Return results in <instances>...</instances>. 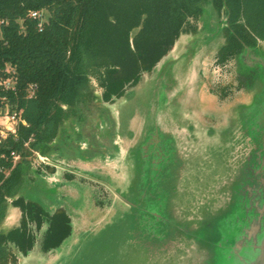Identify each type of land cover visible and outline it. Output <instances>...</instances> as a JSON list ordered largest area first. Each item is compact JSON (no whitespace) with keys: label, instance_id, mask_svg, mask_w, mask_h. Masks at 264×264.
<instances>
[{"label":"trees","instance_id":"trees-1","mask_svg":"<svg viewBox=\"0 0 264 264\" xmlns=\"http://www.w3.org/2000/svg\"><path fill=\"white\" fill-rule=\"evenodd\" d=\"M207 4L226 18L219 61L255 50L264 41V0H0V76L16 79L15 88L0 86V103L11 112L22 110L27 122L0 142V220L8 198L22 211L20 226L0 232V264H16L10 244L22 254L33 249L29 223L38 227L48 221L44 252L72 233L65 209L50 213L17 195L32 152L49 153L72 107L94 99L92 78L102 89L101 99L114 102L152 72L183 33L196 32L195 21ZM44 9L48 15L41 28L30 12ZM8 66L13 73L6 71ZM248 78L251 84L253 78ZM237 79L242 87L245 81ZM13 151L19 156L16 162Z\"/></svg>","mask_w":264,"mask_h":264},{"label":"water","instance_id":"water-1","mask_svg":"<svg viewBox=\"0 0 264 264\" xmlns=\"http://www.w3.org/2000/svg\"><path fill=\"white\" fill-rule=\"evenodd\" d=\"M247 50L243 53L245 54ZM176 65L171 67L173 71L178 70V64ZM260 69L261 72L258 78L256 77V82L248 87L254 89L251 96L236 102L229 107V111L227 110L224 116L220 115V118L216 114H210V121L209 119L204 120L203 117H196L199 123L192 122V116L185 115L182 110L177 114L170 112L171 100L183 90L187 78L183 77L178 81L175 79V83L172 84L170 81L176 75L172 71L168 72V75L173 77L170 81L166 78L168 75H164V79L161 78V80L166 85L168 97L161 114L165 120V128L169 130L170 135L152 131L148 144L146 143L143 147L140 144V153L137 156L134 152L139 148L138 143L143 138L146 127L142 134H138L135 138L129 134L134 142L128 150L125 149L124 144H118L117 141L116 144L114 143L113 151L116 155L111 156V153H106V156L114 159L110 162L109 168H112L115 173L109 174L103 171L101 175H110L109 181H112L116 187L114 190L111 189L107 200L103 199L104 206L97 208L95 213L97 216L96 218L94 216L93 222L85 220V215L82 214L77 224L68 211L73 225L72 233L68 238L73 235V240L67 244L64 253L58 251L57 248L63 245L68 238L57 248L45 253L48 257L44 259L50 260L43 261V263L121 264L123 261L121 256L123 253L126 254L125 249L130 246L139 252L147 253L145 264H170L171 262L173 264H264V187H259L257 191L253 190L256 188V182L254 183L256 178L264 182V150L262 148L264 66ZM254 96L257 99L251 103ZM106 119L110 122L112 117L108 116ZM213 119L219 124L213 122ZM109 136L104 139L110 140L112 145V139L115 141L116 136ZM194 154H199L209 166L211 165V173L215 172L213 176L217 178L219 188H222V194L217 196L216 206L208 204L204 206L205 208L200 207L201 212L196 219H199L205 226L182 222L177 215L178 212L168 210L172 205V196L169 192L167 176L174 174L181 177L184 168L190 164V159L194 157ZM145 171L150 178L148 176L147 179ZM90 180L103 186L105 179L90 178ZM252 191L255 197L248 201L245 196ZM28 199L36 201L32 198ZM122 200L131 210L129 212V217L132 219L129 227L131 229L130 239L124 241L122 245L116 241L109 243L110 239L101 242L100 236L105 228L104 224L112 214L117 212L116 206L120 205ZM233 202L237 208L226 218L228 230L224 229V232L219 234L218 226H214L212 222V214L217 216L223 213V209ZM251 203H255L258 210L259 215L255 219L248 218L247 208ZM196 208L199 210L198 207ZM204 211L211 216L207 222L204 219ZM83 212L85 210L81 213ZM189 217L192 219V215ZM162 223H168L172 233L167 232L163 243L160 242V247L156 248L154 238L158 237ZM202 228L207 230V236L204 239L197 233V230ZM212 232H214V240L208 237V234ZM115 244L117 245L114 246ZM124 244L126 246H123ZM111 245H113L112 248ZM218 250H220V256L216 252ZM32 253L33 251L21 256L18 264L22 263L24 258L31 259ZM158 257H160L159 262L155 263Z\"/></svg>","mask_w":264,"mask_h":264},{"label":"rangeland","instance_id":"rangeland-1","mask_svg":"<svg viewBox=\"0 0 264 264\" xmlns=\"http://www.w3.org/2000/svg\"><path fill=\"white\" fill-rule=\"evenodd\" d=\"M43 11L47 16L48 11L45 9ZM225 23V16L219 17L213 7L207 4L202 16L195 21L196 32L183 33L171 50L159 61L155 69L150 73H144L141 82L129 88L126 94L122 98L116 99L114 103L102 101V89L98 86L96 79L92 78L90 88L91 95H95L94 99L88 102H80L72 107L69 117L62 124L58 135L51 143L49 156L55 164V172H50L42 164L40 157H43L44 154L39 152L37 154V151L32 152L29 174L19 188L17 195L32 198L47 208L51 207V209H56L62 204L66 206V202H69L72 205L70 208L73 212H70L67 208L75 223L78 224L79 217L83 216L82 214L85 215V220L93 222L97 214L86 212V210L99 209L100 206H104L105 201L98 203L96 201L100 198L107 200L111 189L114 190V187H116L112 181H109L110 175H101L104 172L115 173L112 168H109L110 162H113L114 159L106 156V153H111V156L116 155L113 151L114 143L116 144L117 141L118 144H124L125 149L128 150V147L134 142L129 134H132L135 138L138 134H142L144 127H146L143 138L139 140V148L134 152L137 156L140 153V144L142 147L146 143L148 144L152 137V134H150L152 131H157L158 134L170 135L169 130L165 128V120L161 114L168 97L166 85L161 78L171 71L176 75L177 70L173 71L171 67L177 66L175 63L177 58L189 57V61L186 63L187 66H185L187 80L183 90L171 100L169 109L171 113L177 114L182 110L185 115L192 116V122L199 123L196 121L198 117L208 120L211 119L210 114H216L218 117L220 115L224 116L225 112L229 111V107L251 96L250 94L254 89L248 87L239 89L237 87V76L239 73H247L250 70V65L254 64L253 58L255 61L259 56L264 57V41H259L253 51L249 52L251 49L247 48L245 54L242 53L241 56L221 62L217 59V52L225 42L222 33ZM186 57L184 58L186 59ZM258 75L259 73H257ZM108 116L112 117L110 122L106 119ZM145 119L146 124L144 125ZM213 122L219 124L215 119H213ZM109 135L116 136L115 141L112 139V145L110 140L107 139L106 141L104 139L110 137ZM17 160H19V157L15 159V162ZM67 169L72 170L74 173H82L87 178L105 179L104 185L101 187L102 189L100 187L96 189L91 187L90 182L79 179L78 181L69 182L72 186L65 188L63 181L66 180L64 172ZM145 170L147 171V168ZM146 171L145 176L148 174ZM211 171V165L209 166L199 154H194V157L192 156L190 159V164L184 168L181 177L174 174L167 176L169 192L172 196V205L168 210L178 212L177 215L182 222L202 225L199 219H196L199 212H201L200 207L205 208L204 206L208 204L216 206L215 202L217 196L222 194V188H219L217 178L213 176L215 172L212 174ZM10 172L11 170H8L6 174L9 175ZM148 176L150 178V175ZM102 190L106 195H102ZM124 203L122 200L119 203L120 205L116 206L117 212L112 214L104 224L105 228L100 236L101 242L110 239L109 243L116 241V243L122 245L124 241L130 239L131 229L129 227L132 224V219L129 217V212L131 210ZM83 206L85 208L83 213H77L78 211L74 209V207L82 208ZM234 207L233 202L223 209V213L217 216L212 214V222L214 226H218L217 232L219 234L224 232V229L228 230L226 218L237 208ZM17 210L18 208L11 203V198H9L5 215L0 220V231L8 232L18 225L19 214ZM191 215L192 219L189 217ZM204 219L206 222L211 219L207 211H204ZM159 230L158 237L154 238L156 248L160 247V242L163 243V238L166 237L167 232L172 233L168 223H162ZM197 233L203 239L207 236V230L204 228L197 230ZM208 237L214 240V232L208 234ZM72 240L73 235L57 250L64 253L67 244ZM123 246H126V244ZM110 247L112 248L113 245ZM32 251V257L30 258L33 262L24 258L20 264H44L45 253L41 252L39 241H37ZM216 252L220 256V250ZM125 253L121 256L123 257L121 264H145L146 252H139L134 247L127 246ZM159 258H156L155 263L159 262ZM64 260L65 258L63 262Z\"/></svg>","mask_w":264,"mask_h":264},{"label":"flooded vegetation","instance_id":"flooded-vegetation-1","mask_svg":"<svg viewBox=\"0 0 264 264\" xmlns=\"http://www.w3.org/2000/svg\"><path fill=\"white\" fill-rule=\"evenodd\" d=\"M253 62H254V64L253 65H250L251 67H250V70L247 72V73H239L238 74V76H241L242 78H243V80L245 81V83H244V85L242 86V87H238V85H239V81H238V79H237V87L239 88V89H243V88H247V87H249V86H251L252 84H254V82H256V76H257V73H260L261 72V69H260V67L261 66H259V63L258 62H256V61H254V58H253ZM255 66V67H254ZM184 74V71H183V69H182V67L181 66H179L178 65V70H177V73H176V77L175 78H173L171 75H168L166 78L168 79V81H170L172 78H173V80H171L170 82H172V84L173 83H175V79H176V81H178V80H181L183 77L185 78V75H183ZM249 75H251L252 76V78H253V82L250 84V79L248 78L249 77ZM237 76V77H238ZM258 78V77H257ZM133 87V86H132ZM129 88H131V87H128L127 89H126V91L129 89ZM126 93V92H125ZM257 99V98H256ZM255 96L251 99V103L252 102H254L255 100ZM113 103V102H112ZM262 148H263V150H264V140H262ZM50 151H51V149H50ZM50 151H49V153H47V154H45L43 157H40V159H41V161H42V164L45 166V168L46 169H48L50 172H55V170H56V167H55V164H54V162L51 160V158H50V156H49V154H50ZM37 154H38V152H37ZM262 154H263V152H262ZM247 155V154H246ZM243 157H245V158H247V156H243ZM248 158H249V156H248ZM245 160V159H244ZM264 169V168H263ZM67 173H72V174H74V177H69L68 175H67ZM64 177L66 178V180L67 181H63V183H64V187L66 188V187H68V186H70V183L69 182H71V181H78L79 179L80 180H83V181H86V182H90L91 183V186L92 187H95L96 189L97 188H99L100 187V189H102L101 187H102V185H100L99 183H97V182H94V181H91V180H88V179H90V178H87L86 176H84L82 173H73L72 172V170H70V169H67V170H65V172H64ZM256 182V184H255V189H253L254 191H257V190H259L258 188L259 187H261V188H263L264 187V182H262L261 181V179H255V181H254V183ZM258 182H260V183H258ZM103 191V190H102ZM254 191H252V193H247L246 194V196H245V199L247 198L248 199V201L250 200V199H252V197H255V194H253L254 193ZM68 192V191H67ZM256 193V192H255ZM257 194V193H256ZM102 195H106L105 193H104V191L102 192ZM26 198V197H25ZM9 199V198H8ZM26 199H28V198H26ZM95 201H96V198L94 199ZM97 200H98V198H97ZM102 201H104L103 199L101 200V198H100V200H98V201H96V203H98V202H102ZM11 203L13 204V199L11 198ZM264 204V203H263ZM7 205H8V202H7ZM97 205V204H96ZM15 207H17L18 208V210H19V213H20V216H19V223H18V225H16L15 227H18V226H20V223H21V218H22V211H21V209H20V207H18V206H15ZM46 210H48L50 213H55V212H57V211H59V209H61V208H63V209H65L67 212L69 211L68 210V208H67V206H65V204H62L61 206H58L56 209H51V207L50 208H47V207H45V206H43ZM248 218H254L255 219V217L256 216H258L259 214H258V210L256 209V204L255 203H251L250 204V206H249V204H248ZM85 210V208H83L82 207V211H84ZM81 211V212H82ZM255 215V216H254ZM15 227H13V228H15ZM49 227H50V225H49V223H48V221H43L42 222V224L40 225V226H38L37 227V225H36V223H29V228H30V230H31V232L34 234V236H35V245H34V247H33V249L35 248V246H36V244H37V241H39V245H40V250L42 251V252H44L43 251V249H42V246H43V243H44V241H45V235H46V233H47V231L49 230ZM11 230V229H10ZM0 232H4V231H0ZM10 249H12L13 250V252L15 253V255H16V264H18L19 263V261H20V259H21V256H25V255H27V254H22L21 252H20V250H19V248L17 247V246H15V245H11L10 244ZM32 249V250H33ZM32 250L30 251V252H32ZM52 250V249H51ZM51 250H49V251H47V252H44V253H48V252H50Z\"/></svg>","mask_w":264,"mask_h":264},{"label":"built area","instance_id":"built-area-1","mask_svg":"<svg viewBox=\"0 0 264 264\" xmlns=\"http://www.w3.org/2000/svg\"><path fill=\"white\" fill-rule=\"evenodd\" d=\"M31 17L39 20V26L42 28L44 22L47 19L43 10H32L30 12ZM7 72H12L10 66L6 68ZM16 79L13 75L3 78L0 76V86H3L6 89L15 88ZM31 93H33L34 85H30ZM27 124L26 120L22 117V110L10 111L8 105L2 106L0 105V142L6 139L10 134H15L17 131L18 125ZM12 156L14 159H17L19 156L13 151Z\"/></svg>","mask_w":264,"mask_h":264},{"label":"bare ground","instance_id":"bare-ground-1","mask_svg":"<svg viewBox=\"0 0 264 264\" xmlns=\"http://www.w3.org/2000/svg\"><path fill=\"white\" fill-rule=\"evenodd\" d=\"M184 57H186V56H182L180 58H177L175 63L182 67V69L184 71L183 75L186 76V70L187 69L185 68V66H187L186 63H187V61H189V57H186V59ZM257 60H259L258 62H260L259 65L263 67L264 66V57H260L259 56L258 59H255L256 62H257ZM66 206L69 208L70 212H73V211H71V208H70V206H72V205L69 204V202H66ZM74 209H76L78 211L77 213L81 212V210H82V208H75V207H74ZM86 212H92V213L95 212L96 213L97 212V208L88 209V210H86ZM47 257H48L47 255L44 256V258H47ZM31 259H30V261L33 262V260H31ZM49 260L50 259H44V261H49Z\"/></svg>","mask_w":264,"mask_h":264},{"label":"crops","instance_id":"crops-1","mask_svg":"<svg viewBox=\"0 0 264 264\" xmlns=\"http://www.w3.org/2000/svg\"><path fill=\"white\" fill-rule=\"evenodd\" d=\"M17 212H18V214H19V216H20L19 210H17ZM16 217H18V216H16Z\"/></svg>","mask_w":264,"mask_h":264}]
</instances>
